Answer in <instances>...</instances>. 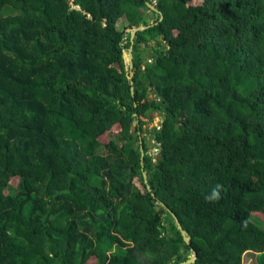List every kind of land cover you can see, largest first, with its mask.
I'll use <instances>...</instances> for the list:
<instances>
[{
  "label": "trees",
  "instance_id": "obj_1",
  "mask_svg": "<svg viewBox=\"0 0 264 264\" xmlns=\"http://www.w3.org/2000/svg\"><path fill=\"white\" fill-rule=\"evenodd\" d=\"M155 200L194 264H264V0H0V264H168Z\"/></svg>",
  "mask_w": 264,
  "mask_h": 264
},
{
  "label": "water",
  "instance_id": "obj_2",
  "mask_svg": "<svg viewBox=\"0 0 264 264\" xmlns=\"http://www.w3.org/2000/svg\"><path fill=\"white\" fill-rule=\"evenodd\" d=\"M147 5L153 9L154 11L157 12V9L155 8L154 5H152L151 3L147 2ZM149 25H151V22L148 24V25H144V24H139L138 26L134 27V28H127L126 31L129 32V40H130V46L128 47L127 49V53L124 54V58H125V70L126 72L128 73V77H129V82L131 84V87H130V91H131V94L133 95L134 94V88L132 86L133 84V81H132V77H131V74H132V67H133V61H132V58H133V55H132V44H133V39L135 38V34H136V31H140V30H144L145 28H147ZM141 45L143 46H148V42L145 41L143 43H141ZM154 94V92H153ZM136 116V115H135ZM137 119H134L133 122H132V134H135L137 133L138 134V146H139V151H140V164H141V174H142V177H143V181L146 185V188L148 191L151 192V194L154 196V193H152L151 191V187L150 185L148 184L147 182V173L146 171L144 170L143 168V156H144V149H143V144H142V139H141V135L140 133L137 131ZM156 204L158 206H162L167 212H169L171 218H172V221L174 222L175 226L177 227V229L179 230L182 238H183V241L185 244H188L190 243V237L188 236V233L182 228L180 222H179V219L178 217L175 215V213L173 211H171L168 207L165 206V204L161 201H158V200H155ZM184 249L182 248L180 250V252H182ZM190 251L192 252V254L189 255V259L187 261H184V262H181V263H178V264H188L189 262H194L196 260V252L190 248ZM186 254H183V258L185 257Z\"/></svg>",
  "mask_w": 264,
  "mask_h": 264
},
{
  "label": "rangeland",
  "instance_id": "obj_3",
  "mask_svg": "<svg viewBox=\"0 0 264 264\" xmlns=\"http://www.w3.org/2000/svg\"><path fill=\"white\" fill-rule=\"evenodd\" d=\"M13 13V11H10L8 9H6L4 11L3 14H7V13ZM117 27L119 29H123L126 27V21H125V18L124 17H121L120 19H118L117 21ZM127 28H125V31H126ZM152 44V43H151ZM148 91L150 92L151 94V97L154 96L153 92H151V89L149 88ZM161 115L158 113V112H153L152 113V117H151V120H149V118H143L144 121H146V123H144L141 128H142V132L140 133V135L142 137H145L146 139V142L149 146V153L152 155V156H156L157 155V147H155L154 145V141L153 139L150 137V134L148 132V129L152 128L153 126H159L160 122H161ZM255 257H256V254L254 252H250V251H247V252H244L243 253V256H242V259H243V264H252V263H255Z\"/></svg>",
  "mask_w": 264,
  "mask_h": 264
},
{
  "label": "flooded vegetation",
  "instance_id": "obj_4",
  "mask_svg": "<svg viewBox=\"0 0 264 264\" xmlns=\"http://www.w3.org/2000/svg\"><path fill=\"white\" fill-rule=\"evenodd\" d=\"M182 248L184 250L182 252H180V250ZM190 248H192L190 246V244L189 245L188 244H185L184 246H182L181 248H179L180 255H178V254L173 255L172 258H171V261L168 264H178V263L187 261L190 258L189 255L192 254V252L190 251ZM183 254H186L184 258L182 257ZM178 257L180 258L179 260H177ZM194 263H195V261L194 262H189L188 264H194Z\"/></svg>",
  "mask_w": 264,
  "mask_h": 264
},
{
  "label": "clouds",
  "instance_id": "obj_5",
  "mask_svg": "<svg viewBox=\"0 0 264 264\" xmlns=\"http://www.w3.org/2000/svg\"><path fill=\"white\" fill-rule=\"evenodd\" d=\"M222 186L220 184H216L212 189L210 195H206L205 199L209 201H214L219 199L220 197V190Z\"/></svg>",
  "mask_w": 264,
  "mask_h": 264
}]
</instances>
